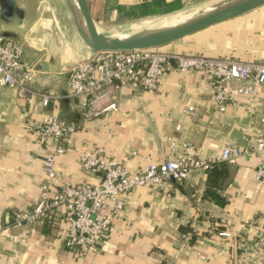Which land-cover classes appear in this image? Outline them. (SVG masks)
Here are the masks:
<instances>
[{
  "label": "crops",
  "instance_id": "0c3cea01",
  "mask_svg": "<svg viewBox=\"0 0 264 264\" xmlns=\"http://www.w3.org/2000/svg\"><path fill=\"white\" fill-rule=\"evenodd\" d=\"M215 1L87 0L99 26L113 33L120 25L160 24ZM27 20L28 26L21 33L23 57L34 59L36 65L46 63L44 70H35V82L28 88L33 93L46 91L58 96L59 117L80 125L76 133L60 142L66 152L56 164L58 176L73 184L96 181L79 169V157L96 144L134 173L150 161L165 160L169 139H188L197 155L206 159L229 143L249 147L264 130V92L262 103L252 106L245 96H235L222 114L214 109L212 89L201 72H181L172 65L160 78L157 93L122 88L115 93L116 112L84 122L75 100L66 98L67 72L87 59L90 51L56 2L30 0ZM36 31L42 39L40 47L29 42ZM160 50L171 55L232 56L264 63V6ZM30 94L20 98L15 87L0 88L1 220L33 209L44 179L47 148L29 124L41 120L49 109L43 107L37 94ZM188 107H194L193 115L187 112ZM150 121L160 136L162 150ZM262 156L240 157L235 166L219 167L207 177L171 181L170 197L149 187L131 192L123 211L103 233L101 250L88 255L83 264H235V243L226 248L207 237L215 223L234 233L248 229L254 236L264 235V185L257 184L253 176ZM208 187H215L224 206L206 195ZM63 217L64 211H60L53 225L13 227L10 237L0 242V264H78L62 246Z\"/></svg>",
  "mask_w": 264,
  "mask_h": 264
},
{
  "label": "built area",
  "instance_id": "2783aa9c",
  "mask_svg": "<svg viewBox=\"0 0 264 264\" xmlns=\"http://www.w3.org/2000/svg\"><path fill=\"white\" fill-rule=\"evenodd\" d=\"M170 60L176 61L181 72L203 74L212 89L214 109L219 113H225L237 95L245 96L251 106L262 103L264 63L232 56L171 55L160 49L104 52L77 62L67 72L66 98L75 100L84 122L100 120L118 110L117 90L130 87L157 93L160 78L169 68ZM34 68L35 63L24 59L18 42L0 37V88L15 87L20 98H26L29 93L31 96L37 94L43 107L49 109L41 120L29 124L30 131L47 148L38 200L33 209L0 219V242L10 237L13 227L37 223L53 225L56 215L64 211L62 246L70 250L78 264H83L88 255L99 253L103 233L123 211L128 195L140 187H149L154 193L170 197L171 179L182 181L196 176L207 177L219 164L235 166L240 157L256 154L263 156L255 167L254 180L264 185V130L259 132L255 144L239 147L229 143L206 159L197 155L188 139L176 142L168 138L167 158L162 162L150 161L134 173L123 162L111 157L104 146L96 144L79 157V169L95 177L94 183L73 184L59 177L57 160L66 152L60 142L65 136L76 133L80 125L59 117L58 96L46 91L33 93L28 88L27 83L35 75ZM16 70H21L19 76ZM193 111L194 107H188L189 114L193 115ZM207 240L226 248L235 243V264H263L264 235L254 236L248 229L234 233L215 223Z\"/></svg>",
  "mask_w": 264,
  "mask_h": 264
},
{
  "label": "water",
  "instance_id": "95a60500",
  "mask_svg": "<svg viewBox=\"0 0 264 264\" xmlns=\"http://www.w3.org/2000/svg\"><path fill=\"white\" fill-rule=\"evenodd\" d=\"M63 1L65 14L71 21L78 39L90 51L89 57L104 52H131L160 49L180 39L264 6V0H218L190 11L185 15V18L177 19L178 17H174L173 19L163 21L158 26L138 29L128 35L119 36L116 33L103 30L99 26L89 10L87 0ZM28 7L29 1L27 0H0L1 38L12 39L19 44L22 42L21 33L28 26ZM53 16L56 19L58 13L55 11ZM172 20L176 22L173 24H165ZM29 42L33 47L35 45L38 47L41 46L42 39L39 37V31H36L32 37H29ZM27 61L35 63L34 59H27ZM170 65L178 68L174 60H170ZM45 68L46 63H43L42 65L35 64L34 69L44 70ZM15 73L19 76L21 70H16ZM35 79L36 75L32 76L27 85L33 84ZM150 123L158 148L162 150L160 136L151 121ZM171 181L174 182L175 180L171 179Z\"/></svg>",
  "mask_w": 264,
  "mask_h": 264
},
{
  "label": "bare ground",
  "instance_id": "6f19581e",
  "mask_svg": "<svg viewBox=\"0 0 264 264\" xmlns=\"http://www.w3.org/2000/svg\"><path fill=\"white\" fill-rule=\"evenodd\" d=\"M188 13H189V12H188ZM186 14H187V13L181 15V17L179 16L177 19L185 18V15H186ZM174 15H175V14H174ZM174 17H175V16H174ZM174 17H172L171 19H173ZM161 22H162V21H161ZM161 22H160V23H161ZM175 22H176L175 20H172V21H168V22L165 23V24H168V23L173 24V23H175ZM158 25H160V24H153V23H150V22H145V23H143V24H141V25H139V24L120 25V26H118V27L115 29L114 33L118 34L119 36H125V35H128V34L134 32V31L138 30V29H142V28H143V29H144V28H151V27L158 26ZM162 25H163V24H162Z\"/></svg>",
  "mask_w": 264,
  "mask_h": 264
},
{
  "label": "trees",
  "instance_id": "16d2710c",
  "mask_svg": "<svg viewBox=\"0 0 264 264\" xmlns=\"http://www.w3.org/2000/svg\"><path fill=\"white\" fill-rule=\"evenodd\" d=\"M187 54H192V53H187ZM67 122H70V121H67ZM224 166L226 167L228 165H226L225 163L219 164L217 167H215L214 170L218 169L219 167L225 168ZM214 188L215 187H208L207 190H206V195L209 198L213 199L216 202L217 205L222 207V206H224L225 201L216 193V190ZM45 225H48V224H45Z\"/></svg>",
  "mask_w": 264,
  "mask_h": 264
},
{
  "label": "rangeland",
  "instance_id": "374dc122",
  "mask_svg": "<svg viewBox=\"0 0 264 264\" xmlns=\"http://www.w3.org/2000/svg\"><path fill=\"white\" fill-rule=\"evenodd\" d=\"M30 1V0H27ZM32 2H34V0H31ZM51 2H56L59 6V8L65 12V5H64V1L63 0H50ZM187 54V53H186Z\"/></svg>",
  "mask_w": 264,
  "mask_h": 264
}]
</instances>
